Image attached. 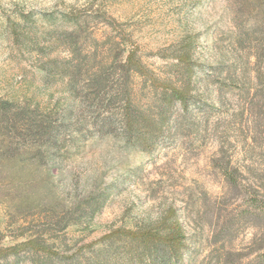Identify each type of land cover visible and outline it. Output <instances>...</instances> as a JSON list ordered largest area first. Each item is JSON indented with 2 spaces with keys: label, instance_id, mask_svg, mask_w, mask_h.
<instances>
[{
  "label": "rangeland",
  "instance_id": "obj_1",
  "mask_svg": "<svg viewBox=\"0 0 264 264\" xmlns=\"http://www.w3.org/2000/svg\"><path fill=\"white\" fill-rule=\"evenodd\" d=\"M68 12L85 18L87 33L101 41L104 31L124 36L158 76L167 70L166 49L197 34L194 59L210 80L198 72L196 89L209 110L196 113L191 125L170 122L143 158L107 137L81 143L53 163L0 164V246L38 231L58 252L43 264H97L104 234L175 208L187 236L183 264H264V109L241 90L253 82L254 49L230 40V0H0V99L41 108L72 104L63 80L47 81L43 69L47 60L69 56L61 43V33L70 31ZM100 14L112 17L114 28ZM232 63L239 86L218 89L213 80L224 79L225 70L218 75L211 67ZM135 90L141 94L140 84ZM179 110L176 103L172 118ZM102 189L110 197L91 219L48 228L47 209L62 212ZM0 264L34 263L21 252Z\"/></svg>",
  "mask_w": 264,
  "mask_h": 264
},
{
  "label": "trees",
  "instance_id": "obj_2",
  "mask_svg": "<svg viewBox=\"0 0 264 264\" xmlns=\"http://www.w3.org/2000/svg\"><path fill=\"white\" fill-rule=\"evenodd\" d=\"M230 5L235 24L230 35L232 44L241 48L252 44L254 49L253 82L247 87L241 85V90L244 95L259 99L264 109V0H230ZM99 16L105 26L114 28L112 17ZM64 18L70 31L61 33V43L69 56L61 61L47 60L43 69L47 81L63 80L72 104L63 107L55 103L41 108L0 99V164L53 163L68 157L81 143L107 137L143 158L156 148L170 122L179 127L191 125L196 113L209 110L206 99L196 89L198 72L210 80L205 66L194 59L197 34H185L166 49L168 54L162 57L169 61L167 70L158 76L124 36L114 37L104 31L101 41L87 33L85 18L74 12L64 14ZM223 70L225 78L213 80L218 89L238 87L234 63L211 67L218 75ZM137 84L140 95L135 90ZM176 103L180 110L172 118ZM125 168L136 170L129 164ZM109 195L102 189L76 200L62 212L47 209L48 228L61 231L70 224L91 219ZM100 240L105 242V248L100 251L97 264H183L187 249L186 232L175 208H169L151 223L110 230ZM21 252L28 253L34 264H43L44 258L58 255L37 231L22 241L0 246V262ZM223 264L240 263L225 260Z\"/></svg>",
  "mask_w": 264,
  "mask_h": 264
}]
</instances>
